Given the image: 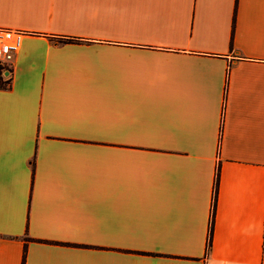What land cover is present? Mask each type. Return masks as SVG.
I'll return each instance as SVG.
<instances>
[{
    "label": "crops",
    "instance_id": "crops-1",
    "mask_svg": "<svg viewBox=\"0 0 264 264\" xmlns=\"http://www.w3.org/2000/svg\"><path fill=\"white\" fill-rule=\"evenodd\" d=\"M0 26V264H264V0H0Z\"/></svg>",
    "mask_w": 264,
    "mask_h": 264
},
{
    "label": "built area",
    "instance_id": "built-area-1",
    "mask_svg": "<svg viewBox=\"0 0 264 264\" xmlns=\"http://www.w3.org/2000/svg\"><path fill=\"white\" fill-rule=\"evenodd\" d=\"M23 30L0 26V65L4 66L3 74L8 72L14 53L20 45ZM204 264H210L208 261Z\"/></svg>",
    "mask_w": 264,
    "mask_h": 264
},
{
    "label": "trees",
    "instance_id": "trees-1",
    "mask_svg": "<svg viewBox=\"0 0 264 264\" xmlns=\"http://www.w3.org/2000/svg\"><path fill=\"white\" fill-rule=\"evenodd\" d=\"M63 39H72L70 37L68 38H63ZM230 45H231V42H230ZM5 67L0 65V87H7L9 85V82H10V76L6 73V74H3V69ZM9 70V68H8ZM216 180H217V174L215 175L214 177V183H213V194H215V188H216ZM210 236H211V219L209 221V224H208V231H207V237H206V248L208 247L209 243H210ZM23 261V259H22Z\"/></svg>",
    "mask_w": 264,
    "mask_h": 264
}]
</instances>
